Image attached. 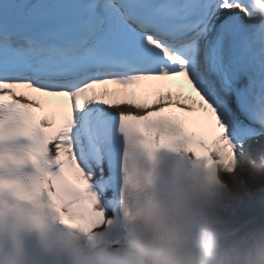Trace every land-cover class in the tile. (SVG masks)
<instances>
[{"label":"snow or ice","instance_id":"1","mask_svg":"<svg viewBox=\"0 0 264 264\" xmlns=\"http://www.w3.org/2000/svg\"><path fill=\"white\" fill-rule=\"evenodd\" d=\"M255 125L264 0H0V227L44 205L90 233L138 141L228 167Z\"/></svg>","mask_w":264,"mask_h":264},{"label":"clouds","instance_id":"2","mask_svg":"<svg viewBox=\"0 0 264 264\" xmlns=\"http://www.w3.org/2000/svg\"><path fill=\"white\" fill-rule=\"evenodd\" d=\"M123 189L90 233L29 207L0 227V264H264V152L225 167L138 141Z\"/></svg>","mask_w":264,"mask_h":264},{"label":"bare ground","instance_id":"3","mask_svg":"<svg viewBox=\"0 0 264 264\" xmlns=\"http://www.w3.org/2000/svg\"><path fill=\"white\" fill-rule=\"evenodd\" d=\"M127 107H128V110H129V111L140 112V113L143 112V110H139V109H136V108L131 107V106H127ZM249 142H250V141H248V143L246 144V147L251 146ZM251 148H253V147H251Z\"/></svg>","mask_w":264,"mask_h":264}]
</instances>
